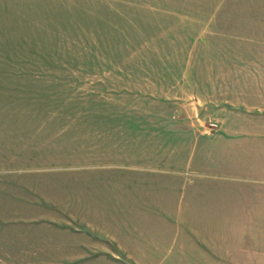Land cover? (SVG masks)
<instances>
[{
	"label": "rangeland",
	"instance_id": "374dc122",
	"mask_svg": "<svg viewBox=\"0 0 264 264\" xmlns=\"http://www.w3.org/2000/svg\"><path fill=\"white\" fill-rule=\"evenodd\" d=\"M252 87L264 0H0V264H133L100 240L264 183Z\"/></svg>",
	"mask_w": 264,
	"mask_h": 264
},
{
	"label": "crops",
	"instance_id": "0c3cea01",
	"mask_svg": "<svg viewBox=\"0 0 264 264\" xmlns=\"http://www.w3.org/2000/svg\"><path fill=\"white\" fill-rule=\"evenodd\" d=\"M252 89L253 93H264L262 87ZM261 100L263 105H260ZM255 101L260 112L264 113L262 95ZM240 155V152L219 154ZM253 171L264 174L263 167ZM147 180L143 182L147 183ZM169 187H172L171 182ZM186 195L199 201L211 197L213 203L207 202L211 208L193 213L187 209L183 216L177 215L178 218H173L170 208L164 209L170 215H159V230L148 227L144 231L108 232L99 242L101 251L121 254L133 264H264L263 229L234 232L221 230L220 224L214 222H264V183L196 184L189 187Z\"/></svg>",
	"mask_w": 264,
	"mask_h": 264
}]
</instances>
